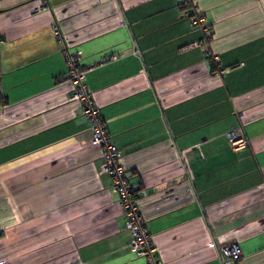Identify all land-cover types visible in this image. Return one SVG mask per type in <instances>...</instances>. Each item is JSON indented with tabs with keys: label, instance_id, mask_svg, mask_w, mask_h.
Wrapping results in <instances>:
<instances>
[{
	"label": "crops",
	"instance_id": "obj_1",
	"mask_svg": "<svg viewBox=\"0 0 264 264\" xmlns=\"http://www.w3.org/2000/svg\"><path fill=\"white\" fill-rule=\"evenodd\" d=\"M46 1L0 0V264H147L70 98L66 50L91 66L156 258L222 264L237 243L229 264H264V0Z\"/></svg>",
	"mask_w": 264,
	"mask_h": 264
},
{
	"label": "built area",
	"instance_id": "obj_2",
	"mask_svg": "<svg viewBox=\"0 0 264 264\" xmlns=\"http://www.w3.org/2000/svg\"><path fill=\"white\" fill-rule=\"evenodd\" d=\"M46 2V0H41V5L37 10L45 9ZM192 21L194 24H199L203 20L201 17L195 16ZM51 28L55 37L62 40L57 25L52 24ZM205 57L213 65L218 61V56L208 50L205 51ZM65 59L67 70L64 81L71 84L73 91L70 98L80 102L81 113L89 122L91 143L100 146L102 150L103 161L100 165V171L110 177L109 188L119 196V205L125 218V226L130 234L129 249L134 256L145 258L147 264H162L161 260L154 255L155 247L149 232L145 228L139 209L138 202L142 191L137 184L129 182L124 167L119 163L121 150L107 132L100 108L93 102L87 90L85 80L91 66L81 65L79 52L66 50ZM219 71L222 72L223 69ZM229 141L234 149L246 145L245 138L233 134L229 135ZM241 256V248L237 243H225L219 248V258L222 264L235 262Z\"/></svg>",
	"mask_w": 264,
	"mask_h": 264
}]
</instances>
